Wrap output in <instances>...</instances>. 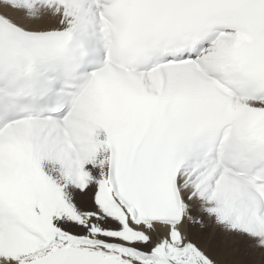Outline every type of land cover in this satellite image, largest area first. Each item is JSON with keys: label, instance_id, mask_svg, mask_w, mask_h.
I'll list each match as a JSON object with an SVG mask.
<instances>
[{"label": "snow or ice", "instance_id": "1", "mask_svg": "<svg viewBox=\"0 0 264 264\" xmlns=\"http://www.w3.org/2000/svg\"><path fill=\"white\" fill-rule=\"evenodd\" d=\"M0 264H264V0H0Z\"/></svg>", "mask_w": 264, "mask_h": 264}]
</instances>
